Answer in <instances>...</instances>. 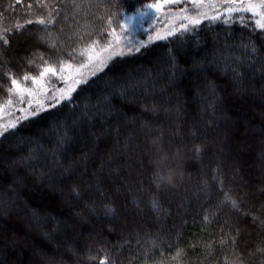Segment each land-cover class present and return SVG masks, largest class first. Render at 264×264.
Wrapping results in <instances>:
<instances>
[{
	"label": "trees",
	"instance_id": "1",
	"mask_svg": "<svg viewBox=\"0 0 264 264\" xmlns=\"http://www.w3.org/2000/svg\"><path fill=\"white\" fill-rule=\"evenodd\" d=\"M163 2L0 0L9 41H0V129L16 124L0 136V264H264L259 17L229 13L232 0L187 4L183 14L221 19L188 31L169 19L163 33L137 34L125 55L109 54L67 98L51 95L64 83L61 62L80 64L93 41L106 46L128 16ZM45 62L58 69L49 99L10 97L11 78L39 77ZM158 147L176 176L159 188Z\"/></svg>",
	"mask_w": 264,
	"mask_h": 264
},
{
	"label": "snow or ice",
	"instance_id": "2",
	"mask_svg": "<svg viewBox=\"0 0 264 264\" xmlns=\"http://www.w3.org/2000/svg\"><path fill=\"white\" fill-rule=\"evenodd\" d=\"M19 2V0H18ZM166 3H179V0H165ZM232 2L239 4L238 7H230L227 9V11L229 13L232 12H249L251 13L254 17H259V19H257L255 21L257 28L264 30V0H259V3L255 2V0H247V2H245V0H232ZM29 7H31V5H29ZM147 7L149 8H155L156 11H160L161 8L163 7V5L161 3H156L153 5H148ZM194 7H196L197 9L201 8V7H209V5L207 4H202L201 0H194ZM211 7H215V5H211ZM183 11V10H182ZM177 19H182V20H186L187 24H181L180 29L178 30H182V31H188L189 30V25L192 26L193 28L197 25H199L201 23V18L204 19H211L213 21L221 19V17L219 15H213L211 17L208 16L207 12H198L197 16H188L186 14H180L178 13L176 16ZM37 23L44 25L46 23L45 19H39L38 21H36ZM28 23H32V21H28ZM48 24L52 23L51 19L47 20ZM18 27H22V26H18ZM177 29H170L166 35H160L157 34V36L155 37V39H166L167 36H171L175 34V31ZM7 35V30H5V32L0 33V41H2L4 44H7L9 41L6 38ZM111 35L113 36V39L115 41V43L118 45L120 42V36H118L114 31L111 33ZM52 47H54L55 45L52 44L50 45ZM96 48H100L101 52H108L109 49H113V42L109 41L108 44L104 47H100V45L98 44L97 41H93L85 50H83L81 52V55H86L89 52L93 51ZM136 52L140 51V48L137 47L134 49ZM252 50L255 52L256 48L253 45L252 46ZM131 49L129 50V53L127 54H131ZM126 53H124L123 51H115L113 50L111 55H125ZM111 55L108 57V59H111ZM35 59V58H34ZM33 60H29V63H33ZM41 60H43V57H40ZM93 59L92 56H89V61H91ZM106 63V61L101 60V64ZM87 65L82 64L81 67H86ZM72 67V65L67 64L65 62H61L60 66H59V72H64L65 69H70ZM77 71H79L77 69ZM58 69L57 67H53L51 65H48L47 62H45V66L43 67V70L40 72L39 77H34V76H29V75H25L22 79H17V78H11V87L8 89L9 95L11 96H18L20 99V102H23L25 95L27 94L28 96L33 95V90L29 89L27 87L24 86L23 82L27 81V80H31L32 83L34 85H41L43 83V80L45 77L48 76V74H51L53 76L57 75ZM93 74H95L93 72ZM234 79L239 80L240 77L239 75H235ZM85 82L83 79L82 80H77L76 83H83ZM74 88L69 89V95L71 93V91H74ZM63 92V90H61ZM127 92V89L125 88L124 90H122L121 95H125ZM214 95V92H213ZM67 98V97H64ZM13 101L11 98H9L6 102H5V107H10L12 105ZM153 110H157V106H153ZM32 115H35L36 113L33 112L31 113ZM27 118V117H25ZM16 124L15 122L12 123H7L5 124L2 129H0V136H3L5 132H7L9 129L15 128ZM66 137V134H65ZM197 152L200 151L199 148L196 149ZM103 168V165H101V169ZM160 175L159 172H154V183H156L157 187L159 188L161 185L158 183V176ZM73 192L76 193V195H79V192L73 188ZM225 200L226 201H231L232 207L236 210H239L240 205L239 203L232 199L231 196H229L228 194L225 195ZM155 206V205H154ZM109 212H111V209H108ZM177 255H180V253H177ZM92 259H95L94 257ZM100 264H107V261L105 260H101Z\"/></svg>",
	"mask_w": 264,
	"mask_h": 264
},
{
	"label": "rangeland",
	"instance_id": "3",
	"mask_svg": "<svg viewBox=\"0 0 264 264\" xmlns=\"http://www.w3.org/2000/svg\"><path fill=\"white\" fill-rule=\"evenodd\" d=\"M165 3L166 2H163L161 4L163 6L166 5L167 7L166 8L162 7L160 11H156L155 8L148 7L143 12H140L136 15L128 16L123 26L121 27V30L117 33V35L120 36L119 44L117 45L114 39H112L113 49H109L108 52H101L100 48L94 49L93 51L86 54V56L84 57V59L82 60L80 64L79 63L72 64V67L70 69H65V71L62 73L59 72L62 75L61 76L58 75L56 78L62 83L63 82L64 83L61 84L56 90H54L53 93L51 92L52 93L51 95L59 99H64V97H68L69 89L75 87V84H77L76 83L77 80L84 79L90 72L99 68L102 65L101 60L105 61L106 57L109 54H112L113 50L120 51L130 41H132L136 37L137 34L143 35V34H146L147 31H151V33H163L164 31L162 29L163 27L164 28L168 27L169 19H170V22L173 23L174 25L184 23V21H181V19H177L176 16L178 13L183 15V12H186L185 7L187 6V4L194 5V0H179V3H166V4ZM175 6L179 10L177 9L174 10ZM176 19H177V22H175ZM89 56L93 57L91 61H89ZM82 64H85L87 66L81 67ZM77 69L79 71H77ZM50 76L48 75L47 77L44 78L42 86L35 85L34 88H31L33 90V95L28 96L29 101H34V102L38 101L40 103H43L45 102L46 99H49L50 97L49 94L44 93V92L47 90L45 84H47V81L49 83ZM61 90H63V92ZM22 215H25V214H22ZM18 238H19L17 239L18 242L23 241L22 239L23 236H20ZM13 240H14L13 242H15L16 239H14L13 237ZM2 248L8 250L9 247L6 245V247H2ZM9 251L10 253L16 255V253L14 252V249L11 248V250ZM35 253L36 252H32V253L28 252L26 254L32 257V256H35L34 255ZM36 264H42V262L38 261L36 262Z\"/></svg>",
	"mask_w": 264,
	"mask_h": 264
},
{
	"label": "clouds",
	"instance_id": "4",
	"mask_svg": "<svg viewBox=\"0 0 264 264\" xmlns=\"http://www.w3.org/2000/svg\"><path fill=\"white\" fill-rule=\"evenodd\" d=\"M158 145V141L154 142ZM157 172L160 173L157 180L161 186L170 185L176 178L174 170L169 167L168 155L164 152L162 147L157 148Z\"/></svg>",
	"mask_w": 264,
	"mask_h": 264
}]
</instances>
